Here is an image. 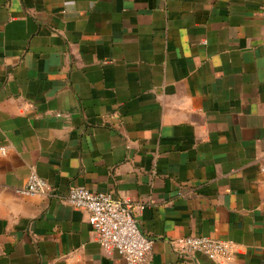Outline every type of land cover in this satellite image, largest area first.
I'll return each instance as SVG.
<instances>
[{"label": "crops", "instance_id": "0c3cea01", "mask_svg": "<svg viewBox=\"0 0 264 264\" xmlns=\"http://www.w3.org/2000/svg\"><path fill=\"white\" fill-rule=\"evenodd\" d=\"M32 173L130 204L148 264H264V0H0V264H125Z\"/></svg>", "mask_w": 264, "mask_h": 264}, {"label": "built area", "instance_id": "2783aa9c", "mask_svg": "<svg viewBox=\"0 0 264 264\" xmlns=\"http://www.w3.org/2000/svg\"><path fill=\"white\" fill-rule=\"evenodd\" d=\"M1 151L5 153L4 148ZM16 193L26 197L64 199L73 207L86 211L89 224L105 252L118 253L125 264H148L152 241L141 231L131 205L115 199L112 194L73 187L62 195L36 173H32L27 182L16 189ZM172 245L183 259L201 254L215 262L232 257L236 247L232 241L197 236L176 239Z\"/></svg>", "mask_w": 264, "mask_h": 264}]
</instances>
